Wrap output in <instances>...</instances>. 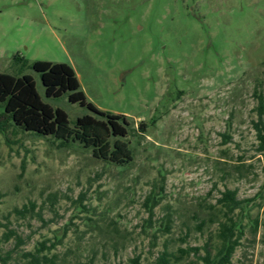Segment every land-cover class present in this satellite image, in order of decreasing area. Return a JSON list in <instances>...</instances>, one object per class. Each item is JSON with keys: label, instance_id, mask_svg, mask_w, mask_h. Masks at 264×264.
<instances>
[{"label": "rangeland", "instance_id": "obj_1", "mask_svg": "<svg viewBox=\"0 0 264 264\" xmlns=\"http://www.w3.org/2000/svg\"><path fill=\"white\" fill-rule=\"evenodd\" d=\"M35 61L71 66L99 110L133 127L154 124L124 139L133 156L125 166L78 143L0 130L6 264H24L44 241L56 244L43 252L56 264H132L135 256L154 264L165 248L202 256L206 246L214 256L225 189L247 200L233 215L239 245L230 264H264V155L254 128L264 98V0H0V73L31 75L72 125L89 112L67 94L46 98ZM9 231L20 241L6 240ZM188 262L201 264L193 254L170 264Z\"/></svg>", "mask_w": 264, "mask_h": 264}, {"label": "trees", "instance_id": "obj_2", "mask_svg": "<svg viewBox=\"0 0 264 264\" xmlns=\"http://www.w3.org/2000/svg\"><path fill=\"white\" fill-rule=\"evenodd\" d=\"M14 61L17 63L20 59L15 56ZM30 68L39 75L46 98H59L67 94L69 103L78 104L89 113L77 117L71 125L68 115L63 110L53 108L41 99L31 75L14 76L0 73V130L9 124L40 137H53L60 141L61 146L78 143L84 148H90L95 158L114 166H125L132 161V151L124 139L129 135H144L149 124H154V120L149 123L139 121L133 127L127 116L99 110L87 101L73 68L68 64L35 61ZM257 99L258 115L254 128L258 142L257 151L264 155L262 121L264 98L258 94ZM246 201L239 200L236 190L229 189H225L217 198L216 203L224 210L226 221L219 224L218 236L221 242L214 256L206 246L203 248L202 256L198 255L200 248L196 247L178 248L177 257L165 248L157 254L154 264H170L171 258L178 260L190 254L195 255L201 264H230V258L239 245V236H235L238 221L233 215L236 210H239V213L243 212V203ZM16 212L22 215L27 209L23 206V209ZM149 215L151 218L152 208L149 210ZM170 224V218L166 219L164 231L167 233L170 231ZM10 237L19 240L13 231H9L5 239L8 240ZM55 245L54 243L47 245L45 241L40 242L33 252L23 255L24 264H56L55 256L48 257L43 254L44 251L53 249ZM0 261L1 264H6L5 259L0 258ZM130 261L132 264H141L139 256H135ZM188 264L198 263L188 262Z\"/></svg>", "mask_w": 264, "mask_h": 264}]
</instances>
